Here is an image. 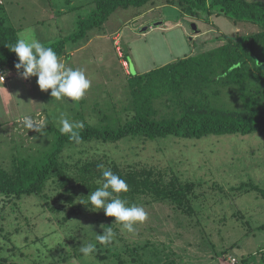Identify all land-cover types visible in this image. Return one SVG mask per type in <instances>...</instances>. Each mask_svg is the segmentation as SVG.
<instances>
[{"label": "rangeland", "instance_id": "1", "mask_svg": "<svg viewBox=\"0 0 264 264\" xmlns=\"http://www.w3.org/2000/svg\"><path fill=\"white\" fill-rule=\"evenodd\" d=\"M0 1L12 26L20 30L19 36L37 39L44 46L67 41L60 61L67 67L84 70L91 81L90 89L78 102H71L70 98L55 100L50 89H39L36 77L25 80L17 76L0 84V161L7 167L14 158L45 162L56 146L60 113L71 122H80L82 127L111 125L117 130L123 126L126 118L121 111L129 97L131 78L126 74L128 69H124L125 61L131 75L146 74L217 48L221 43L215 39L221 35H246L259 30L257 25L235 24L223 16L185 15L169 0H154L142 8L118 10L87 38L70 41L68 38L79 30L78 21L93 10L91 0ZM156 23L163 24L155 27ZM193 25L198 34L193 32ZM148 26L150 30L142 32ZM25 116L46 125V135L25 128ZM141 139L130 137L117 144L88 142L81 146L96 156L108 155L116 160L128 157L129 161L149 165H153L156 154L182 178L202 181L206 194L195 204L198 216L178 220L172 209L159 205L147 219L149 223L147 220L144 226L138 223L143 231L144 227L155 228L158 219L164 222L160 230L150 232V238L172 245L175 254L169 259L174 258L173 264H231L230 256L245 260V264H264V252L256 255L264 250V229L260 228L264 224V201L254 192L237 197L231 191L233 186L248 181L264 188V136L210 135L202 139L169 136L147 143ZM213 183L222 189L209 190ZM20 210L32 220L29 226L24 217L7 225L9 231L20 229L5 244L6 256L12 244L18 248L8 264H117L114 258L101 262L93 255L88 258L80 255L82 243L93 244L91 235L86 234L88 229L92 232V214H78L62 223L63 216H49L43 202L35 196L21 201ZM7 214L11 213L7 210ZM122 234L130 233L122 231ZM225 250L229 253L226 256L222 255ZM63 252L70 256L67 260L61 257ZM151 260L145 264H172L165 258L161 262Z\"/></svg>", "mask_w": 264, "mask_h": 264}, {"label": "trees", "instance_id": "2", "mask_svg": "<svg viewBox=\"0 0 264 264\" xmlns=\"http://www.w3.org/2000/svg\"><path fill=\"white\" fill-rule=\"evenodd\" d=\"M151 3L154 0H91L93 10L87 18L78 21L79 30L68 40L87 38L118 10L142 8ZM168 3L177 6L185 15L223 16L235 24L257 25L259 30L246 35H221L215 39L221 45L213 50L179 59L146 74L129 75L130 93L121 111L126 123L119 129L115 130L111 125L97 128L84 124L79 132V143L58 132L56 146L45 162L14 158L12 165L7 167L0 161V264H8L11 254L15 255L18 250L12 244L9 255H5V244L20 230L9 231L7 225L22 217L27 226L31 223L32 219L20 210V202L31 196L43 202L49 216L62 215V223L78 214H92L96 226L93 225L92 232L86 230V234L91 235L96 246L92 255L101 262L114 258L117 264H145L151 259L161 262L165 258L173 264L174 258L169 259L175 254L172 245L150 238V232L160 230L164 224L161 219L156 220L155 228L144 227L143 231L140 228L144 222L141 227L137 223L136 233L124 236L120 225L112 224L114 217H107L102 209L90 211L80 201L87 202L90 192L102 185V171L110 168L129 186L127 193L118 194L120 198L129 205L143 207L147 219L159 205L172 209L178 220L180 217L189 219L198 216L195 204L206 194L202 181L182 178L156 154L153 165H149L129 161L128 157L116 160L108 155L96 156L81 145L88 142L117 144L130 137L142 138L141 141L147 143L169 136L182 139H202L210 135L264 136V1L169 0ZM19 33L0 1V70L7 78L0 84L20 77L14 67L18 58L8 48L16 43ZM66 44L67 41L61 40L46 47H52L60 59L65 55ZM98 165H103L104 169ZM209 188L213 192L222 189L216 183ZM231 191L237 197L254 192L264 201V188L252 181L233 186ZM7 210L11 214H7ZM84 210L90 212L82 213ZM102 225L112 227L116 233L111 244H101L96 239L97 234H103ZM260 228L264 229V224ZM145 230L149 232L144 234ZM138 236L142 239H136ZM144 237L149 238L145 240ZM263 252L260 250L256 255ZM62 254L63 260L70 257ZM227 254L226 250L222 252V255ZM233 258L237 264L246 262Z\"/></svg>", "mask_w": 264, "mask_h": 264}, {"label": "clouds", "instance_id": "3", "mask_svg": "<svg viewBox=\"0 0 264 264\" xmlns=\"http://www.w3.org/2000/svg\"><path fill=\"white\" fill-rule=\"evenodd\" d=\"M9 50L16 54L18 62L14 65L21 78L27 80L31 77L37 78V84L41 91L51 90L50 95L57 101L67 100L78 102L82 100L86 92L91 87V81L86 77L84 70L67 67L61 62L57 53L52 47L44 46L34 38L18 36L16 43ZM22 70V71H21ZM0 78L4 79L3 75ZM59 131L68 135V138L76 143L81 140L78 129L82 128L80 122H71L64 113H60ZM23 125L28 130H32L41 136H45V126L37 123L30 116H25ZM104 169L103 165H98ZM102 185L87 196V202L81 200L80 203L89 207L90 211L98 212L101 209L107 217H114L112 224H118L121 231L135 234L137 223L147 220V213L143 207L132 204L129 205L125 199L118 194L127 193L129 186L119 175L110 168L102 171ZM103 234H97L96 239L101 244H111L116 233L112 227H104ZM85 258L90 257L95 251V244L88 243L79 247Z\"/></svg>", "mask_w": 264, "mask_h": 264}, {"label": "built area", "instance_id": "4", "mask_svg": "<svg viewBox=\"0 0 264 264\" xmlns=\"http://www.w3.org/2000/svg\"><path fill=\"white\" fill-rule=\"evenodd\" d=\"M115 44H116V47H117L118 46V43L115 42ZM117 51H118V54L120 55V57H122V54L120 52L119 46L117 47ZM126 63L127 62L125 61V64ZM0 75H3L4 76V79L0 78V82H2V83L6 82L7 81V78H6L5 74L1 70H0ZM229 261H230L231 264H237V260L235 258H233V257L229 258Z\"/></svg>", "mask_w": 264, "mask_h": 264}, {"label": "water", "instance_id": "5", "mask_svg": "<svg viewBox=\"0 0 264 264\" xmlns=\"http://www.w3.org/2000/svg\"><path fill=\"white\" fill-rule=\"evenodd\" d=\"M162 24H163V23H156V24H155V27H158V26H160V25H162ZM192 27H193V32L196 33V34H198L199 31H198L196 25H193ZM150 28H151V27H149V26H148V27H145V28H143L142 32H146V31L150 30Z\"/></svg>", "mask_w": 264, "mask_h": 264}, {"label": "crops", "instance_id": "6", "mask_svg": "<svg viewBox=\"0 0 264 264\" xmlns=\"http://www.w3.org/2000/svg\"><path fill=\"white\" fill-rule=\"evenodd\" d=\"M125 66H126V68H124V69H125V70L128 69V70H126V74H127L128 76L131 75V74L129 73V69H130L129 64L126 63Z\"/></svg>", "mask_w": 264, "mask_h": 264}]
</instances>
